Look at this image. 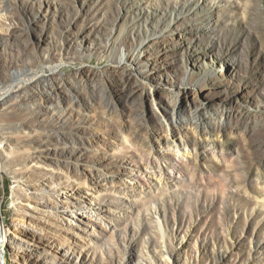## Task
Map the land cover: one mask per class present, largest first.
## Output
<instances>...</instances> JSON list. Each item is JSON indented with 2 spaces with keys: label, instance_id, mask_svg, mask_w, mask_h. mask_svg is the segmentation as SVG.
Returning <instances> with one entry per match:
<instances>
[{
  "label": "rangeland",
  "instance_id": "obj_1",
  "mask_svg": "<svg viewBox=\"0 0 264 264\" xmlns=\"http://www.w3.org/2000/svg\"><path fill=\"white\" fill-rule=\"evenodd\" d=\"M0 264H264V0H0Z\"/></svg>",
  "mask_w": 264,
  "mask_h": 264
},
{
  "label": "bare ground",
  "instance_id": "obj_2",
  "mask_svg": "<svg viewBox=\"0 0 264 264\" xmlns=\"http://www.w3.org/2000/svg\"><path fill=\"white\" fill-rule=\"evenodd\" d=\"M120 62H122V59H120ZM54 70H57V67ZM16 74H18V73L14 72V74H12V78H16V76H15ZM5 96L3 98H5ZM1 99H2V97H1ZM1 101H4V100L2 99ZM3 103H5V102H3ZM173 147L176 150L175 152L178 153V156H184V152H182L175 144L173 145Z\"/></svg>",
  "mask_w": 264,
  "mask_h": 264
}]
</instances>
